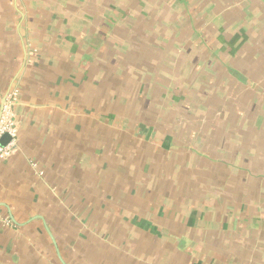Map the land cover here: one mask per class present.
<instances>
[{
	"label": "crops",
	"instance_id": "0c3cea01",
	"mask_svg": "<svg viewBox=\"0 0 264 264\" xmlns=\"http://www.w3.org/2000/svg\"><path fill=\"white\" fill-rule=\"evenodd\" d=\"M129 1L130 11L137 14L131 23H135L136 28L144 29L148 37L167 34L179 27V21L184 18L187 22L184 30L198 27L194 17L188 13L194 11L192 15L201 22L212 17L209 22L212 25L234 26L237 32L229 39L231 43L240 37V44L251 42L249 51L252 53L259 44L264 51V38H259L264 34V0H177L175 4L184 7V16L177 18H173L171 7L167 5L171 4L169 0H162L160 5H154L159 0ZM95 4H51L46 9H39L40 12H48L41 20H27L28 16L22 13V18L14 27L9 21L0 20V104L7 91L12 87L17 88L13 103L16 143L8 156L0 158V264H68V257L75 258L68 250L74 245L80 247L86 260L93 257L87 260L88 264H264V175L252 178L256 170H263V165L226 161V155L231 153L227 152V148L232 147L229 134L221 140L220 146L205 144L200 149V145L194 148L187 144L184 147V139L178 132L174 133L177 134L176 139L169 137L165 141L155 132H148L142 124L137 127L143 133H136L144 135L142 138L125 133L130 127L128 123L120 124L119 129L117 120L126 117L120 110L125 104L121 95L115 104L108 98L112 85L119 87L121 82L127 85L122 77L136 70H127L135 67V59L130 57L129 63H123V66L114 65L120 72L116 73L119 76L109 70L107 72L103 61L118 53L113 50L108 55V39L95 36V30L107 24L103 18H98L96 22L89 19L90 13L100 8L98 2ZM17 8L14 6L12 10L18 12ZM203 29L208 33L207 27ZM255 30L257 36L252 33ZM139 37L142 39L141 35ZM98 45H103V48ZM242 57H235L237 62H228L226 66L242 75L243 79L235 80L224 70L221 72L225 78L223 85H231L239 90L235 96H240L237 99L240 109H253L252 104L259 103L258 112L253 118V131H261L264 137V64L252 63L248 54L245 59L243 57L244 60ZM261 57L264 60V53ZM91 60L97 64L91 66ZM213 60H208V68L214 66ZM248 72L256 76L250 78V82L245 79ZM237 83L244 84L246 88L237 87ZM213 105L215 102L210 101L206 113ZM106 109H111V113ZM142 115L148 119V123L151 122L149 119L153 120L149 117L151 115L139 110L126 118L137 122ZM213 115L216 117L209 118L224 125L226 120L219 112L218 115L213 112ZM153 123L162 128L161 120ZM225 127L232 130L229 124ZM225 130L223 126L215 128L214 135L222 136ZM195 133L196 141L198 138L206 140L212 137L210 134L205 139V133ZM244 134L246 140L258 138L246 129ZM170 140L175 142V148H169ZM156 143L166 153L163 154ZM129 145L138 150V155L127 152ZM184 155L188 158L184 159ZM174 156L180 162L178 176L186 179L182 230H188V234L184 232V235L177 237H184V248L179 247L180 242L175 235L170 234L173 237L170 238L176 240L170 244L162 229H154L153 224L148 225L146 220L138 217L134 223L129 222L140 229L144 228L142 221L147 224L148 233L132 231L138 236L134 250L136 253L140 251L142 257L138 254L121 255L120 250L124 246L120 244L117 245L119 249L114 246V249L107 250L106 245L101 247L96 240L91 242V231L85 227L84 232L78 234L81 237L74 240L78 229L70 221V205L77 204L81 198L84 213L87 211L86 214H90V209L94 212L97 208V214H92L93 218H102L103 229L106 230V216L111 213V206L107 203L122 206L123 210L127 206L138 209L134 200L133 204L122 199L121 191L115 193L117 189H122L121 184L124 183L120 182L118 174L124 168L123 163L139 165L140 161L147 163L148 159L150 166H163L164 163L169 165ZM237 171L241 173L240 176L236 174ZM189 175L191 182L187 181ZM175 179H171V183H167L169 179H164L162 181L166 183L160 184L155 180L148 193L153 195L155 190L160 189L166 195L177 188L175 196L179 197ZM97 180L99 186L95 184ZM109 181L116 184L115 188L106 183ZM92 184H95V189ZM125 187L129 185H123ZM80 190L82 197L77 194ZM104 195H111V201L106 196L103 199ZM150 196L147 199H152V202L154 198ZM160 196L154 202H162ZM193 205L196 208L191 214ZM179 210H182L180 205ZM83 217V221H86L90 215L83 214ZM112 217L116 220V235L124 234L120 227L123 219L117 214H112ZM3 218H8L10 222L4 223ZM177 223L181 224L180 220ZM85 224L83 222L82 225ZM152 229L155 233L150 232ZM173 244L177 252L170 259L167 246ZM193 251L196 254H192ZM148 253L153 254L151 258L147 257ZM146 257L151 260L148 261Z\"/></svg>",
	"mask_w": 264,
	"mask_h": 264
},
{
	"label": "rangeland",
	"instance_id": "374dc122",
	"mask_svg": "<svg viewBox=\"0 0 264 264\" xmlns=\"http://www.w3.org/2000/svg\"><path fill=\"white\" fill-rule=\"evenodd\" d=\"M175 1L177 0H169L171 4H167L171 7L173 18L183 17L184 7L182 5L175 4ZM59 2L74 3L76 5L87 3L95 4L96 2L99 3V10L91 12L89 19L96 22L98 21V18H103L107 24L105 26H101L100 30L96 29L95 36H101V38L106 37L109 40H107L108 47L106 48L108 55L113 50L118 53L114 55L115 57H110L103 61L104 65H106L107 72L109 70L111 73L117 75L120 72L115 69L114 65L119 66L122 64L123 66V63H129L130 57L135 59V67H129L127 70H136L132 73L130 72L126 74L127 76L123 75L122 77L125 78L124 80L127 85H122V82L119 87L112 85V90L108 100L115 104L118 96L121 95L122 103L125 104L120 109L123 115L127 117L139 110V112H145L146 115H151L149 117H151L154 121L161 120L160 126L162 128L157 127V124H154V121L151 119H149L151 122L148 123V119L142 115V117L138 119L142 122H131L132 120H128L126 117L123 120L118 119L117 121H119V125L116 126L119 129L121 125L128 123L130 127L128 126L129 128L125 130V133H129L130 135L131 133L139 135L136 133L142 134L143 131L142 129H138L137 125L142 124L148 132H155V134H158V136L165 139V141L166 138L169 137H171V139H176L175 137L177 134L175 135L174 133L178 132V135H181V138L184 139V147H187V144H189V146L192 145L194 148L196 145H200V149H202L205 144L208 146L209 144H213L215 147L220 146L222 144L221 140L229 134L232 147L230 146L227 148V152L231 153L229 156L226 155V161H230L231 163L236 161L242 164L246 163L248 165L253 164L257 166L263 165V170L261 169V172L256 170L252 178L256 179V176L262 174L264 175V137L262 136L261 131H253V118L258 112L257 107L259 108V103L255 102L252 104L254 105L253 109L248 107L244 110L240 109L237 101V99H240V96H235L238 94L239 90L231 85L228 87L225 86V84L223 85V83H225V78L221 75V72L225 70L227 75L231 78L238 81L243 79L242 75L231 71V69L226 66L228 65V62L235 64L237 61L234 58L237 56H239V59L242 56L245 59V56L248 54L252 63L261 64L263 62L264 64V60L261 57L264 51L259 43V47L253 49V52L255 53L254 55L252 51H249L252 48L251 42L240 44V41L242 42V38L240 37L237 41L235 40V43H231L229 41L233 34L236 36L235 32H237V29L234 26L227 28L223 25H212L209 23L212 17L209 20H206L209 24L206 21L201 22L200 20L195 19V15H192L194 14V11H189L188 13L190 16L194 17L193 20L196 22V25L198 23V27L184 30L187 28H185L187 22H185L186 19L184 18V20L179 21V27L169 31L167 34L157 36L151 35L148 37L143 32L144 29L136 28V24L131 23L132 18L136 19L135 16L137 14L134 11H130L129 0H0V8L7 7V9H0V20L9 21L11 27H14L15 24L20 21L22 13L23 15L28 16L27 20H41V18L47 16L48 12H40L39 9H46V6ZM161 3L162 0H159V2L154 5H160ZM11 4L18 7V12H14L12 10V7L14 6H11ZM187 5L188 7L190 6L189 4ZM144 13L146 14V12ZM139 20L140 18L137 19L136 22L138 23ZM142 20L144 23L145 20ZM228 23L231 24V21H228ZM203 27L208 28V33L207 30L203 29ZM103 30H105L106 34L103 33ZM230 32H232V34H229ZM256 32L257 31L255 30L252 33L256 35ZM139 35L142 36V39ZM259 36L260 35H258V37ZM243 38L248 37L244 36ZM259 38L263 39L264 34ZM91 39L94 40L92 37ZM97 47L103 48V45H98ZM30 52L34 54L32 50ZM210 58L214 59V66L210 65L208 68L207 62ZM245 61L248 65L250 64L247 60ZM28 62H31V59H28ZM90 62L91 66L97 64V62L92 60ZM252 77L256 76H253L250 72H248L245 79L250 82V78ZM241 85L237 83V87L241 89L246 88V86H243L244 84ZM120 87L121 89L117 91ZM12 88L13 89L11 90H17L16 87ZM77 90L80 89L77 88ZM256 100H259L258 97H256ZM210 101L215 102L216 106L213 105L214 107L206 113L207 107L210 105ZM204 107H206L205 112L203 111ZM106 111L111 113V109H106ZM213 112L215 115H218V112L219 115H222V118L226 120L224 125L215 123L214 118H209L214 116ZM105 124L106 126H110L108 123ZM226 124L231 125L232 130H230V128L227 129L228 127H225ZM220 126H223L226 130L222 136L219 135L216 137V135H214V130ZM245 129L251 132L253 136L258 137L257 140L244 139ZM197 131L205 133V139L211 136L210 134H212V137L206 140H200V138H198L196 141L195 132ZM166 135L168 136L165 137ZM126 140L127 137L123 142L124 145ZM76 142L79 146L80 144L78 141ZM169 144H171V146L169 145V148H175V142L173 140H170ZM156 145L162 150L163 154L166 153L165 149L157 143ZM211 151H213V149ZM127 152H131V154L136 153L134 156L138 155V150L136 151L131 145L128 146ZM184 152H186L185 148ZM126 156L128 157L127 154ZM163 156L165 158V155ZM170 158H167V160ZM176 158L178 157L174 156L169 165L164 163L163 166H156V164L150 166L148 159H146L147 163L145 161H140L139 165H126L125 162L123 163L124 168L121 169V171L119 170L118 174H120V182L124 183L121 184L122 189H117L115 193L121 191L122 199L128 200V202H132L134 200L135 206H137L138 209L127 206V209L124 208L123 210L122 206L115 207L112 203H107V205L111 206V210L109 211L111 213L106 216V230L103 229L104 223L102 222V218H93L92 214H97V208L94 212L90 209V214H86L87 211L84 213L85 209L81 198L77 204L74 203L73 205H70V221L73 222L78 229L74 235V240L77 241L79 237H81L78 236V234L83 233L86 228L91 231V242L96 240L101 244V247L102 245H106L107 250L114 249V246L119 249L120 247L117 245L120 244L124 246L122 250H120L122 251L120 252L121 255L123 254L125 256L132 254L131 256H136L138 254L142 257L143 255H141L142 253L140 251L136 253V250H134L137 244L138 236L135 232L132 233V231L135 229L134 231L139 233H144L145 231L148 233L146 229L148 228L147 224H153L154 229H162L164 231L165 236L170 239V244L177 240L180 242L179 247L184 248V237H177L180 236V234L184 235V232L187 233L188 231L182 230L184 227V217L182 215V211L184 210V183L186 182V179L183 180L182 177L180 178L178 176V173L180 172L178 163L180 162L176 161ZM187 158L188 157L184 155V159ZM252 160L254 161L252 162ZM164 170L166 171L163 172ZM236 174L239 176L241 175L239 171H237ZM166 178L169 179L167 183L169 181L171 183V179L173 180L176 178L175 182L178 186L179 197L175 196L177 188L174 192L168 194L166 193V195H163V191L160 189L155 190V194L153 195L148 193L150 190L149 187L152 183H155V180H158L159 184L166 183V181H162L164 179L167 180ZM188 180L191 182V175L187 177V181ZM106 183L115 188L116 184L111 183L110 181ZM95 184L96 186H99L100 183L97 180ZM95 184H92L93 187ZM192 184H195V182H192ZM123 185H129L131 188H123ZM172 193H174V196H172ZM77 194L81 197L83 195L81 190ZM148 195L153 196L154 200L152 202H150L152 199L150 201L147 199ZM105 196L106 195L103 196V199ZM157 196H160L159 199L163 203L160 201L154 202L157 200L155 199ZM106 198L108 201H111V195H107ZM138 202L140 203L138 204ZM100 203L102 205V202ZM179 205L182 210H179ZM195 208V205H193L192 210L190 209L191 214ZM77 211L82 213L79 214ZM195 213H197V211ZM83 214L84 216L90 215V218L83 221ZM112 214H117V216H120L123 219L121 220L122 225L120 227L123 228L124 234L120 236L116 235V220L112 217ZM137 217L141 220L147 221V224L144 221L141 222L144 228L140 229L135 225L133 226L130 224L129 221L134 223ZM177 220H180L181 224H178ZM83 222L86 223L84 226L82 225ZM192 224L194 225L193 222ZM91 227L93 228L91 229ZM111 229L113 230L112 233ZM154 229L150 230V232L155 233ZM170 234L175 235L176 240L171 239L170 237L172 236H170ZM113 243L115 244L112 245ZM191 245L192 244L190 243L189 246L191 247ZM174 247V244L167 246V252L170 254V259L172 254L176 255L175 253L177 251H175ZM79 248L80 247L77 246L75 247V245L72 248H68V250H70V254L75 256L73 259L68 257V264H88L87 260H91L93 258L88 257L86 260L84 255L82 256V250L80 251ZM192 254H196V252L193 251ZM152 255V253H148L147 257L151 258ZM149 258H147L148 261L151 260ZM111 260L114 261V259Z\"/></svg>",
	"mask_w": 264,
	"mask_h": 264
},
{
	"label": "built area",
	"instance_id": "2783aa9c",
	"mask_svg": "<svg viewBox=\"0 0 264 264\" xmlns=\"http://www.w3.org/2000/svg\"><path fill=\"white\" fill-rule=\"evenodd\" d=\"M16 95L17 90L7 91L5 102L0 114V139L3 135H8L10 138L6 144L0 143V158L8 156L16 143L17 127L13 113V103ZM1 220L4 223L10 222L8 218H3Z\"/></svg>",
	"mask_w": 264,
	"mask_h": 264
},
{
	"label": "water",
	"instance_id": "95a60500",
	"mask_svg": "<svg viewBox=\"0 0 264 264\" xmlns=\"http://www.w3.org/2000/svg\"><path fill=\"white\" fill-rule=\"evenodd\" d=\"M6 94H7V92L5 93V96L3 97V99L1 100V104H0V114H1V111H2L3 104L5 102ZM9 140H10V138H9L8 135H3L1 137V139H0V143L1 144H6Z\"/></svg>",
	"mask_w": 264,
	"mask_h": 264
}]
</instances>
